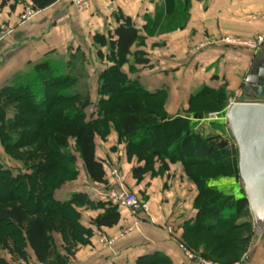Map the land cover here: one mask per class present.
I'll return each mask as SVG.
<instances>
[{"label":"crops","instance_id":"obj_1","mask_svg":"<svg viewBox=\"0 0 264 264\" xmlns=\"http://www.w3.org/2000/svg\"><path fill=\"white\" fill-rule=\"evenodd\" d=\"M88 1L87 9H78L68 0H56L38 9L37 15L26 22H20L18 18L31 0H18L14 10L7 6L1 8L0 25L7 23L13 30L0 42V89L15 77L30 73L36 62L47 60L58 66H67L79 57L80 61L76 63L83 66L84 77L78 78L77 90L88 92L92 100L97 94L99 73L110 64L106 54L109 36L117 26V13L130 18L138 29L139 40L131 47V52L141 51L148 59L143 65L135 63L133 56L129 55L122 68L129 79L146 90L164 95L167 117L182 116L192 123L197 121L200 117L189 109L190 97L202 87L223 90V96L230 104L264 102V89L258 97L255 86L243 82L253 67L264 68V45L255 53L220 44L195 50L196 44L208 36L255 37L264 29V19L261 18L264 0ZM97 34L105 36L103 44L95 40ZM225 112L219 111L220 120L195 124L194 129L198 131L202 126L200 134L216 143L214 137L227 132ZM108 128L111 133L105 139L95 134V155L105 169L111 164L119 166L127 188L144 196L142 200L148 203V213H140L142 219H138V215L117 208L121 217L115 226L96 228L92 219L109 207L110 202L96 209L79 205V222L91 229L89 243L75 242L80 250L72 254L61 236L54 232L55 251L63 263L73 255L78 264H136L138 257L157 251L168 259V264H185L178 242L167 227H172L178 237L184 224L194 216V187L175 184L173 172L168 169L162 174L148 172L141 180H134L131 167L127 169L125 143L119 140L113 128ZM2 154L0 146V157ZM138 165L142 166L143 162ZM160 165L154 164L155 171ZM174 175L178 180L184 178L181 169ZM108 189L109 184L94 183L83 173L61 186L56 197L67 201L73 193H81L96 204L108 201L105 196ZM85 211L89 213L88 220L82 217L88 214ZM137 220L141 221L139 227L119 238L111 247L104 248L99 244L101 233L112 234ZM1 256L10 264H43L28 248L26 258ZM246 260L244 264H264V254L258 258L246 257Z\"/></svg>","mask_w":264,"mask_h":264},{"label":"trees","instance_id":"obj_2","mask_svg":"<svg viewBox=\"0 0 264 264\" xmlns=\"http://www.w3.org/2000/svg\"><path fill=\"white\" fill-rule=\"evenodd\" d=\"M31 1L33 8L38 10L56 0ZM17 2L18 0H0V9L7 6L14 10ZM115 19L117 26L109 36V50L106 54L110 64L98 76L97 103L92 102L88 92L77 90L78 78L84 77L83 66L77 64L79 57L72 65L69 63L67 66H58L47 60L36 62L30 73L15 77L0 89V145L7 154L21 139V133L17 135L11 130L16 125L25 123L23 116L29 118L33 112H37L43 118H56L50 134L45 136V145L55 158L50 159L43 154L44 158H39L32 166L24 167L23 172L16 173L0 163V246L8 249V243L3 239L9 240L11 250L14 249L20 258H26L28 248L37 260L47 259L50 262L48 264H52L54 259H48L50 255H55L58 262L63 263L55 251L53 240V233L58 226L57 216L61 217L63 223V228H59L63 239L68 235L74 242H88L91 229L80 224L77 207L103 208L109 201L93 204L81 193H73L70 199L61 201L56 197V191L65 184L67 177L72 180L77 177L73 157L66 152L70 148V139L74 141L75 150L89 180L109 184L110 165L105 169L103 162L95 155L96 126H106L109 116L118 117L114 130L119 139L125 140L127 158L138 152L147 156L142 166L137 165L131 169L132 176L137 181L147 172L162 174L166 167L164 158L179 161L185 166L206 164L221 171L222 176H230V163L223 149L197 132L194 129L195 123L187 118H169L163 104L150 105L147 100L162 99L164 95L159 91H148L128 78L122 67L129 55L133 56L135 63L143 65L148 63V59L141 51L130 50L139 40L138 29L133 26L130 18L115 13ZM94 37L101 44L105 42L103 34ZM223 95V90L202 87L190 97V104L203 96L215 102H223ZM11 104L18 106L13 116L8 118L7 107ZM91 107L94 110L92 108L89 112ZM42 152L37 150L39 154ZM153 159H160L161 165L157 171L154 169ZM54 168L61 173L55 175L52 171ZM197 187L194 199L196 211L184 224L183 235L176 238L177 242L185 244L194 252L201 250L204 257L213 261H237L241 248L249 240V235H234V232L249 224L237 221L240 215L247 217L250 214L244 193L235 198L223 194L208 185L205 177L198 179ZM109 204V207L92 219L96 228H111L119 222L120 212L116 206ZM4 226L8 231H4ZM200 234H208L210 239L203 242L198 238ZM212 240L216 243L211 247ZM168 262L165 256L153 251L138 257L136 264ZM0 264L10 262L0 255Z\"/></svg>","mask_w":264,"mask_h":264},{"label":"rangeland","instance_id":"obj_3","mask_svg":"<svg viewBox=\"0 0 264 264\" xmlns=\"http://www.w3.org/2000/svg\"><path fill=\"white\" fill-rule=\"evenodd\" d=\"M89 3V1H88ZM27 6V5H25ZM24 6V7H25ZM29 7H31L34 10V14L29 17V18H23V13H24V7L19 15L18 20L20 22H26V21H30L31 19H33L37 13L39 12V10L33 8L32 3L28 4ZM1 26H3L4 30H6V32L4 34L0 33V42L3 41L5 39V37H7L11 31L13 30L12 25L9 24H1ZM229 35V34H228ZM234 36V35H232ZM240 37V36H237ZM207 37L203 38L202 41H200L198 44L203 43L205 41ZM240 38H244V39H248V38H253V37H240ZM198 44H196L198 46ZM205 48V47H204ZM203 48V49H204ZM63 59H67L66 57ZM131 80V79H130ZM244 80V78H243ZM98 94H96V96L93 97L92 102L95 104L97 103V98ZM222 98H224L223 102L219 101V102H215L212 99H210L209 97L203 96L200 98L195 99L194 101L191 102L190 107H191V112L197 113L199 114L200 118L197 121H194L193 123L197 124L198 123H203L204 121L207 120H203L205 116H207L209 113H217V114H221L219 113V111L221 110H227L228 107L231 105L229 102H227V98L226 96H222ZM146 102L151 103L150 105H164L165 102V98H154L151 100H147ZM162 102V103H161ZM18 105L16 104H11L7 107V117L11 118L14 114V112L16 111L15 108ZM28 106V105H27ZM94 110V107L89 108V112L91 111L90 109ZM29 108H27L28 110ZM28 111L32 112L31 109H29ZM23 116V115H22ZM221 117V115L219 116ZM25 121V123L20 125H16L13 130H11L14 134L17 133H21L20 136V140L19 143L17 144L16 147L11 148L7 154L2 146V152L3 154L0 157V163H2L4 166L11 168L14 170V172L16 173L17 171H24V167L26 166H32L33 164L36 163V161L39 160V158H44V155H48L49 158L53 159L55 158L54 154H52L48 147L45 145V136H47V134H50L51 132V128L53 126V122H55V117H51V118H43V116H41V114L37 113V112H33L31 117L27 118L25 116L22 117ZM171 118V117H170ZM223 118V117H222ZM221 119V118H220ZM219 119V120H220ZM117 121H118V117L117 116H109L108 117V124L106 126H96V131L97 134L101 137V139H105V137L107 136V134H109V132L111 133V131H109V126L111 128H115L117 127ZM217 121V120H216ZM200 125V124H199ZM201 129V130H200ZM203 127L199 126L198 127V131L200 133L203 132L202 131ZM114 132H116L114 130ZM117 133V132H116ZM228 133V135L226 134ZM226 133H221L216 135V137H214V140L216 141V144L223 149L226 152V156L228 157L229 160V173L230 176L228 177H224L222 176L221 171L216 170L215 168L210 167L209 165H201V166H185L184 164H182L179 161H175V160H169L167 158H164V163L166 165L165 170L168 169L169 171H172L173 174V181L175 184H187L191 187H194V191H195V197L197 195V181L200 177H205L206 182L208 185H210L212 188L217 189L219 191H221L223 194L226 195H232L233 198L241 196L243 193V186L242 183L239 179L238 176V161H237V148H236V144L234 142V140L232 139L230 133L227 131ZM18 135V134H17ZM118 135V134H117ZM121 140V139H119ZM122 141L125 143V140L122 139ZM68 145L70 148H68V150H66L67 153L71 154L73 157V167L75 168L76 172H77V177L78 176H82L83 173H85L82 162L75 150V146H74V141L73 139H70L68 141ZM40 149V152L43 151L42 153H37V150ZM147 156L144 155L143 153H134L131 155V157L128 159L127 161V169H131L133 167H135L136 165H138L141 162H144V160H146ZM53 161V160H52ZM152 161H154L155 163H159L160 159H153ZM130 169V170H131ZM148 169H150V167H148ZM181 169L184 172V178L183 179H175V171ZM53 173L56 175L58 173H61V171H59V169L54 168ZM148 173V172H147ZM122 174V172H121ZM77 177L74 179L76 180ZM132 178L134 180L137 181V179L135 177L132 176ZM122 179V184L125 187L126 190L131 191L127 188L126 184H125V178L122 175L121 176ZM70 180H72L71 177H67V179H65L64 183H67L68 181L71 182ZM73 181V180H72ZM64 184H62L61 186H63ZM132 192V191H131ZM138 196H140L141 198H144V196L142 194H138ZM194 197V199H195ZM194 199L192 202V208L193 210L196 211V205L194 204ZM147 203V202H146ZM147 207H148V203H147ZM149 209V207H148ZM87 212V211H85ZM88 213V212H87ZM144 213V212H143ZM148 213V212H146ZM226 213H229L226 212ZM250 213V212H249ZM140 215V214H139ZM138 215V219H142L140 218ZM84 220H88L89 213L88 214H84ZM238 222H246L249 223L248 226H245L242 229L237 230L236 232H234V235H236L237 237L243 236V235H249V240L247 241L246 245L244 246V248H241V254H240V258L237 261H233L230 263H225V262H220V261H213L216 262L218 264H244L247 260L246 257L248 259V257L250 258H258L260 255L264 254V223H259L258 227L256 229L255 226V222L254 219L252 217L251 214H249L247 217L245 216H239L237 218ZM57 222H58V226L56 229L57 234H60L59 231H61V229L59 230V228H63V223H61V217L57 216ZM63 222V221H62ZM141 221L137 220V223L133 222V224L129 225L128 227L121 229L119 231H116L112 234H100L102 236H104L106 239L108 240H113V242L111 243V245H105L103 243H101V241H99V244L104 247V248H108L111 247L115 241H117L119 238L135 231L139 225H140ZM170 227V226H169ZM4 231H8L7 227L4 226ZM168 231V230H167ZM169 234H171L173 237L177 238V236H175V233H173V229H171V231H168ZM180 232V231H179ZM180 235H183V229L180 232ZM179 235V236H180ZM62 238V236H61ZM198 238H201L200 240H202L203 242L208 241L210 239V236L208 234H200V236H198ZM5 241H7V246L8 249L6 247L0 246V254L4 255V256H9V257H18V255L15 253L14 249L11 250V244L10 241L7 239H3ZM62 240H65V242L67 243V247L69 248L70 252L73 254L74 252H79L80 248L77 247L76 243L74 241L71 240V238L66 235L65 239L62 238ZM0 241H2V238L0 237ZM213 242L210 243L211 247L213 245H215V241L212 240ZM89 242H86L84 245H87ZM10 249V250H9ZM201 251V250H200ZM198 251V255H200L201 257L207 259L206 257H204L202 255V253ZM240 251V250H239ZM200 252V253H199ZM228 255V254H227ZM51 257V258H50ZM48 260H52V264H78L75 261V258L73 257V255H71L70 260L67 263H60L58 262V260L55 258V255H50ZM210 260V259H207ZM39 262L43 263V264H48L50 263L49 261H47V259H45L44 261H40Z\"/></svg>","mask_w":264,"mask_h":264},{"label":"water","instance_id":"obj_4","mask_svg":"<svg viewBox=\"0 0 264 264\" xmlns=\"http://www.w3.org/2000/svg\"><path fill=\"white\" fill-rule=\"evenodd\" d=\"M248 84L255 95L264 89V68L253 67ZM224 122L237 148L238 176L256 229L264 223V102H235L224 114Z\"/></svg>","mask_w":264,"mask_h":264},{"label":"built area","instance_id":"obj_5","mask_svg":"<svg viewBox=\"0 0 264 264\" xmlns=\"http://www.w3.org/2000/svg\"><path fill=\"white\" fill-rule=\"evenodd\" d=\"M78 9H87L89 6L88 0H68ZM34 14V10L28 5L24 7L23 18H29ZM264 19V15L261 17ZM0 25V33L4 34L6 30ZM212 44H220L229 48L247 49L253 53L257 52L264 45V29L253 38H240L232 35L221 36H208L203 43L198 44L195 50H202L204 47ZM244 83L248 82V75L244 77ZM217 113H209L203 120L216 121L221 117ZM121 170L117 164H111L108 169V183L109 189L106 193L107 200L117 208H123L131 212L133 215H139L140 213L148 212L146 201L140 199L135 192H131L125 189L121 179ZM137 223V221H135ZM168 231H171V227H167ZM99 241L105 245H111L113 240H108L104 236L100 235ZM186 263L185 264H218L211 260H207L196 252L189 249L185 244L178 243Z\"/></svg>","mask_w":264,"mask_h":264}]
</instances>
